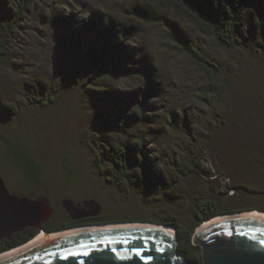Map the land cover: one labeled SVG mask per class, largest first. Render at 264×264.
<instances>
[{"label":"rangeland","instance_id":"1","mask_svg":"<svg viewBox=\"0 0 264 264\" xmlns=\"http://www.w3.org/2000/svg\"><path fill=\"white\" fill-rule=\"evenodd\" d=\"M14 3L0 0L3 21ZM135 9L152 7L144 0L30 2L11 31L6 58L0 57V134H31L32 155L45 167L44 184L29 190L17 171L0 169L6 188L23 197L36 191L58 209V222L66 220L65 200H94L109 222L176 218L190 224L200 195L220 200L221 207L264 213V29L252 9L238 23L234 47L201 36L170 10L162 12L220 65L218 98H202V75L173 50L165 27L141 21L131 14ZM123 37V51L116 54L114 42ZM115 63L114 75H104ZM139 108L141 121L130 134L121 133L117 125L131 123ZM109 111L113 126L105 134ZM185 121L187 133L180 127ZM118 145H130L131 166L127 184L116 185L107 151ZM180 146L211 177L164 173V160L178 156ZM66 161L75 174L67 183ZM145 167L166 182L154 194L141 188L138 172Z\"/></svg>","mask_w":264,"mask_h":264},{"label":"trees","instance_id":"2","mask_svg":"<svg viewBox=\"0 0 264 264\" xmlns=\"http://www.w3.org/2000/svg\"><path fill=\"white\" fill-rule=\"evenodd\" d=\"M31 1L32 0H15V3L11 9L12 11L10 13V17L7 19V21H3L2 16L0 15V57L3 58V60L7 56V50L11 42V31L17 28V26L25 19L27 8ZM144 1L147 5L151 6L152 9H135L131 12V14L135 15L138 19L147 24L162 25L166 28L167 40L173 44V50L176 51L178 55L184 56L188 60L189 64L195 67V69L202 75V98H218L221 96L218 91L219 87H217V80L221 75V67L188 38L181 36L177 26L168 18H166L162 12L165 10L172 11L174 15L180 17L185 22L192 25L201 36L211 39L220 46L224 47L235 46L236 29L238 23L243 19L249 8L252 9L255 20L264 29V0ZM126 41L127 38L123 37L114 42L116 54H119L123 51V46ZM103 44L104 47L108 49L110 42L106 40ZM117 67L118 65L116 63L113 66L108 67L107 72H105L104 75L112 77ZM141 107H143V103L141 104ZM142 114V108H139L132 115L131 123L121 122L117 125L119 131L124 134H130L132 130V124L141 121ZM112 116L113 114L109 111L108 121L106 122L107 124H105V129L103 130V133L105 134H109L112 129L113 123L110 122L112 120ZM186 122L187 121H185V125L183 124L180 126L181 130H184V133H187L186 131H188ZM28 134L29 136H26L28 138H23L22 134H16L15 137L0 134V141L4 147V149H0V169L8 170L11 168L17 171L21 177V182L24 187L30 190L33 188L37 189L39 186L44 184L43 172L45 167L40 166L33 157L31 150L32 148L30 145L31 134ZM137 146L141 151L140 154L144 156L145 146L143 140L137 142ZM130 149V145H118L113 148L112 151H107L105 149V151L112 154L111 162L113 167V177H111V179L116 185L123 183L127 184L128 182L129 168L131 166L130 161L128 160V152ZM179 149L181 152L177 153L178 156H175L174 153L176 152L174 151L173 153L171 152L174 155L172 157L169 155L166 163L164 160L162 164L164 173L174 171L182 177H189L192 175L211 177L210 171L207 168L202 167L187 149L181 146ZM65 168L69 173L66 177L67 183V181L71 179L72 176L74 177L75 174L71 165L69 164V161H66ZM162 178L163 177L161 176H155V174L146 167L138 172V179L140 180L141 188L148 194H154L157 191H154L153 189H162L165 186L166 182L165 180L162 181ZM111 179L108 180L107 178L106 180L109 182ZM227 189L230 188L227 187ZM33 192H28V194L24 196L32 200L39 199L40 195L36 191ZM10 194L12 193L10 192ZM167 194L168 193H164L163 195ZM171 197L175 199L179 198V195L178 193L174 194L173 192ZM154 200H157V198H154ZM216 201L220 202V200H216L209 196L206 197L200 195L197 197L192 208V218L190 224H182L178 222L176 218L170 221H164L162 223L157 222L156 220H131L125 222L150 223L173 228L176 232V237L178 240L177 254L184 256V260L188 264H202L201 250L199 247L193 245V236L196 233V230L204 223L218 216L234 215L256 210L252 207H221V205H219L220 203L218 204ZM60 215L61 214L59 213L58 209H56V212L53 215V220H58ZM125 222L117 221L111 223ZM35 234H37V231H31L30 235L26 237V239L19 241L16 239L15 244L0 248V254L25 244V242L32 239ZM16 237L19 238L20 234L16 235Z\"/></svg>","mask_w":264,"mask_h":264},{"label":"water","instance_id":"3","mask_svg":"<svg viewBox=\"0 0 264 264\" xmlns=\"http://www.w3.org/2000/svg\"><path fill=\"white\" fill-rule=\"evenodd\" d=\"M0 204L6 209L0 215V241L27 229L48 236L42 226L55 210L46 198L32 200L10 194L0 177ZM62 206L73 220L102 213L94 200L83 205L65 200ZM263 214L252 211L218 216L204 223L193 236V245L201 250L202 264H264ZM73 233L47 238L44 243L45 238L40 237L0 254V264H188L177 254L178 240L171 227L112 223Z\"/></svg>","mask_w":264,"mask_h":264},{"label":"flooded vegetation","instance_id":"4","mask_svg":"<svg viewBox=\"0 0 264 264\" xmlns=\"http://www.w3.org/2000/svg\"><path fill=\"white\" fill-rule=\"evenodd\" d=\"M85 202H87V201H85ZM74 204L75 205H79L80 203H74ZM83 204H84V202H82V204H80V205H83ZM54 210L56 212L55 208H54ZM53 215L51 217V220L48 223H46L45 225L42 226L43 231L48 236H43V234L40 231H38V230L27 229L25 232L20 233V237L19 238L16 237V235H18V234H16V235H13L9 240L0 241V248L6 247V246H11V245L15 244L16 243L15 242L16 239L18 241L26 239V237H28L30 235L31 231H37V234H35V236L32 239H30L27 242H25V245L26 244L29 245V244L35 242L40 237L45 238V239H42L43 240L42 242L44 243V242H46V240H48L47 238H50V239H51V237L53 239L54 238H59L60 236L67 235V234L69 235V234H72L73 232L80 233V232L85 231L86 229L93 228V227H96V226L112 224L109 221L102 220V213L98 217H89V218H84V219H81V220H73L66 213V216L64 215L66 220L63 221V222H58L59 219L58 220H53ZM42 244H39V245H42Z\"/></svg>","mask_w":264,"mask_h":264},{"label":"snow or ice","instance_id":"5","mask_svg":"<svg viewBox=\"0 0 264 264\" xmlns=\"http://www.w3.org/2000/svg\"><path fill=\"white\" fill-rule=\"evenodd\" d=\"M5 211L6 209L4 208V206L0 204V215H2Z\"/></svg>","mask_w":264,"mask_h":264},{"label":"bare ground","instance_id":"6","mask_svg":"<svg viewBox=\"0 0 264 264\" xmlns=\"http://www.w3.org/2000/svg\"><path fill=\"white\" fill-rule=\"evenodd\" d=\"M253 214H255V213H253ZM247 215V214H246ZM264 215V214H263Z\"/></svg>","mask_w":264,"mask_h":264}]
</instances>
